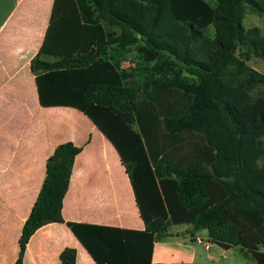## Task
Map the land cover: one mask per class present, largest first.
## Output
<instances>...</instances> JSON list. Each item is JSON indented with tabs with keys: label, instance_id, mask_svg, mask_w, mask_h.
<instances>
[{
	"label": "trees",
	"instance_id": "16d2710c",
	"mask_svg": "<svg viewBox=\"0 0 264 264\" xmlns=\"http://www.w3.org/2000/svg\"><path fill=\"white\" fill-rule=\"evenodd\" d=\"M249 13L264 18V0H55L32 62L40 103L80 110L115 146L145 230L65 222L82 148L61 144L47 160L16 264H24L32 236L52 223H66L96 264H154L155 243L176 225L206 230L214 245L239 246L264 264V74L248 65L264 60V35L244 27ZM134 47L140 63L130 73L122 64ZM41 55L65 59L49 64ZM63 68L69 72L55 73ZM60 76L71 86L66 104L53 103ZM134 79L146 99L129 112L138 129L114 103L134 90ZM184 135L198 141L185 149ZM177 146L181 157L168 162ZM60 259L77 264V251L65 249Z\"/></svg>",
	"mask_w": 264,
	"mask_h": 264
},
{
	"label": "crops",
	"instance_id": "0c3cea01",
	"mask_svg": "<svg viewBox=\"0 0 264 264\" xmlns=\"http://www.w3.org/2000/svg\"><path fill=\"white\" fill-rule=\"evenodd\" d=\"M54 4L55 0H0V264H16L23 227L46 178L47 160L65 143L82 148L63 202L65 222L145 230L115 146L80 110L40 103L32 62L44 45ZM64 56L41 55L40 59L54 64L64 62ZM78 57L74 55V65H79ZM65 72L69 71H55ZM60 77L53 103L66 104L69 101L63 97L69 95L63 91L71 86L68 78ZM181 153L179 146L172 149L168 162L178 161ZM68 248L77 251V264H96L66 223L39 229L27 245L24 264H62L60 256ZM251 260L257 264L241 247L223 250L211 242L208 231L192 225L171 227L155 243L153 255L154 264H247Z\"/></svg>",
	"mask_w": 264,
	"mask_h": 264
},
{
	"label": "rangeland",
	"instance_id": "374dc122",
	"mask_svg": "<svg viewBox=\"0 0 264 264\" xmlns=\"http://www.w3.org/2000/svg\"><path fill=\"white\" fill-rule=\"evenodd\" d=\"M243 25L247 29L257 27V28L261 29V31L264 35V18H260L256 15H252L249 13L246 15V18L243 21ZM139 63H140V58L138 56V48L134 47L130 50L129 53L124 55L122 66H123L124 70H127L130 73H132L134 71V68L137 65H139ZM248 65L251 68H258L260 70L259 72L264 74V60L263 59L252 58L248 62ZM135 84L141 85L142 83H140L137 79H134L132 81V88H134V90L131 93H128V94H125L124 96L118 97L114 103L118 109L122 110L124 113H126L127 115L132 117L131 123L135 129H138L139 128L138 123L134 119L132 113L130 114L129 112L131 110H133L135 104H137V103L139 104L141 101L144 102V101H146V99L144 98V95L142 94V92L138 88H135ZM95 94L98 97L101 96L100 92H95ZM133 97H135L134 100H133ZM183 138L188 141V142H185L182 144V146L185 149L189 148V146H188L189 143L194 144L195 142L198 141V139H196L195 137H191L189 135H184ZM235 255L241 262L244 261L242 259L243 257H241L239 254L235 253ZM247 264H255V263H254V261L251 260Z\"/></svg>",
	"mask_w": 264,
	"mask_h": 264
}]
</instances>
